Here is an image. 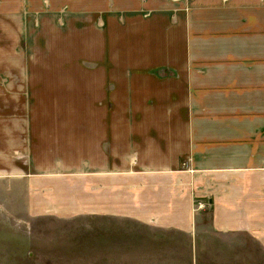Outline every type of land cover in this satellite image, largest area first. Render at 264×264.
Here are the masks:
<instances>
[{"label":"crops","instance_id":"crops-1","mask_svg":"<svg viewBox=\"0 0 264 264\" xmlns=\"http://www.w3.org/2000/svg\"><path fill=\"white\" fill-rule=\"evenodd\" d=\"M47 1L90 53L60 39L72 70L29 73V212L131 221L188 250L207 223L264 255V0ZM11 75L0 96L19 95Z\"/></svg>","mask_w":264,"mask_h":264},{"label":"rangeland","instance_id":"rangeland-1","mask_svg":"<svg viewBox=\"0 0 264 264\" xmlns=\"http://www.w3.org/2000/svg\"><path fill=\"white\" fill-rule=\"evenodd\" d=\"M5 1L0 0V8L16 11L0 17L8 25V33L0 34V73L14 74L7 83L19 95L0 96V103L11 110L0 111V264H264L259 246L248 236L208 233L207 223L201 227L204 238L188 250L182 236L151 231L131 221L29 212L26 123L37 104L29 96V73L58 71L63 60L72 70L77 49L65 56L59 52L61 57L54 50L60 39L73 41L81 36V54L87 55L90 32L73 31L70 24L61 23L71 15L50 10L47 0H11L13 5L4 7ZM33 4H43L45 10ZM73 47L72 43L66 46Z\"/></svg>","mask_w":264,"mask_h":264},{"label":"built area","instance_id":"built-area-1","mask_svg":"<svg viewBox=\"0 0 264 264\" xmlns=\"http://www.w3.org/2000/svg\"><path fill=\"white\" fill-rule=\"evenodd\" d=\"M198 204H197V207L195 208L196 210H198V208H200V206H201V203H199V202H197Z\"/></svg>","mask_w":264,"mask_h":264}]
</instances>
